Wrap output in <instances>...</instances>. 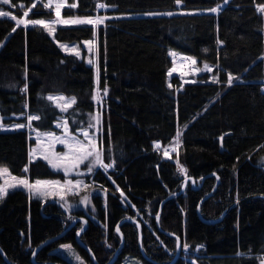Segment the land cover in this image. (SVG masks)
I'll list each match as a JSON object with an SVG mask.
<instances>
[{"label":"trees","instance_id":"1","mask_svg":"<svg viewBox=\"0 0 264 264\" xmlns=\"http://www.w3.org/2000/svg\"><path fill=\"white\" fill-rule=\"evenodd\" d=\"M11 2L28 8L36 0ZM68 3L77 6L64 10L65 17L94 16L98 3L114 8L110 14L124 16L108 20L97 32L98 86L105 105L101 143L105 160L114 161L115 169L96 172L94 180L104 192L93 193L91 205L71 214L56 200L31 199L22 190L9 193L0 204V264H68L55 249L69 243L94 264L78 238L99 264H108L121 244L117 227L124 244L112 264L125 257L142 264H260L264 14L258 6L264 0ZM180 4L188 12L138 16L174 12ZM217 5H222L217 13L200 12ZM40 10L31 14L32 19L54 16ZM95 33L92 25L60 26L53 39L40 26L25 28L0 17L4 122L32 113L41 117L31 122L33 127L55 131L61 112L47 97L56 93L76 97L69 123L94 113L95 69L64 53L57 42L80 43ZM229 73L235 78L231 85ZM179 127L185 128L176 162L175 153L166 159L165 151L154 148L153 142L168 146ZM29 144L26 130L0 131V164L32 180L61 178L46 162H29ZM190 176L196 186L188 181L184 192L177 194ZM77 217L87 225L78 221L63 233ZM184 245L189 256L184 255Z\"/></svg>","mask_w":264,"mask_h":264},{"label":"rangeland","instance_id":"2","mask_svg":"<svg viewBox=\"0 0 264 264\" xmlns=\"http://www.w3.org/2000/svg\"><path fill=\"white\" fill-rule=\"evenodd\" d=\"M47 3H48V0H36V2L33 5H31V6H29L27 8V7H24L25 5H23V4L20 5V7H19V6L14 5L11 2L10 5H0V9L5 10V11H11L12 14L17 17L18 20L27 19V20L52 21V20L56 19L55 7H54V4H53L52 8H46L44 5H46ZM71 5H73V4H69L68 0H65V6L61 9V17L64 18V19L84 18V17H78V16L65 17L63 15L64 10L65 11L66 10L67 11H71L73 9L76 10L75 9L76 7L72 9V7H70ZM221 6L222 5H220V8H221ZM42 7L44 9H46L45 11H47L49 13L50 12L53 13L54 16L49 18V19H45V18L32 19L31 14L34 13V12L42 13V10H40V8L42 9ZM113 10H115V9L111 8V7H107L106 9H99L98 7H96L95 15L94 16H90V17H93V18H95L96 16L109 17V19H107L104 24L93 26L94 29L96 30V33L94 34V37L92 39H89V40H93L95 45H96V47L92 50V52H89L87 45L84 43L85 41H88V40H83L80 43H63V42H57L56 41L57 44L59 45V47L62 49V51L64 53L73 54V55L77 56L80 60L85 61L86 64L93 66V68L95 69V72H96V86H97V88H96V95H95V97H96V109H95L94 113L87 114L84 121H82V122L81 121H75L74 122L75 124H72V123H69L68 116L69 115L70 116H74L75 115V114L70 112V110H72V108L74 107L75 104L71 108H69L67 111H62L59 108V110L61 112V115L58 117L57 121L55 122V127H56L55 131H40V130L36 129L35 127H33L32 123H31L30 126H28V121H27L26 117L28 115H35V114H32V113H28L26 115H16L15 116V120L13 122L9 123V124H6L4 122L3 117H1V115H0V124L3 125V127L0 128V131H15V130H26L27 131L28 139H29V143H30L29 144V152H28L29 162L30 163L31 162H35L37 160H42V161L46 162L48 164V166L53 171L60 172L62 174L61 178H42L41 180H59V181H61L63 183L67 179H72L73 181H75L76 179H80V180H82L84 182V185H87V188H85L83 185H81L80 188L78 190H76L75 194H69L66 197L67 203H65V200H61L58 195H55V196L54 195L38 196V195H35L33 193H30L29 190L24 188L23 186H17L14 189H9L8 190L7 194L2 199H0V204L7 197V195L9 193L17 191V190H22V191L26 192L31 199H39V200H42L43 202H46V201H49V200H56V201L60 202L63 205V207L71 214V213H74L75 211H77L79 208H84V207H86L88 205H91L92 197H93L92 194L93 193L98 194V193L102 192L103 189H100L101 187H99V185H97V183L95 182L94 175L96 174V172L98 170H103L106 174H108L111 170L115 169V164H114L113 168H109L107 170H105L103 168H100L99 166H96L93 169L92 173H88L87 168H86L87 162H85V164H82L80 166V168L77 170L80 173L79 175L77 174V172H71V173H69L66 176L62 169H53L51 167V165L48 163V161L44 159L45 152H44V150L40 149V147L38 145V142H37V136L39 135V137H40V144H43L46 147L47 146V136H46V134L51 132V133H54L56 136H63L65 134V129H64V127H61V126H58V125H63L64 122L67 121V132H68V134L74 135L80 140H85V137H84L83 133L85 131H87V132H89L90 136H93L95 138L97 146L99 148L103 149V145L101 143V138L103 136V112H104V109H105V105H104V100H103V97H102V91L99 89V86H98V75H99V50H98V44L99 43H98V34H97V32H98L99 27L105 25L108 20L114 19V18L124 17L122 15L110 14V12H112ZM209 10H205V11L203 10V11H200V12L201 13L202 12L214 13V12H211ZM186 11L187 10L184 9L183 5L180 4L178 6L177 10L174 11V12L165 11V12H162V13L161 12H154V13L156 15H162V14H166V13H169V12H171L173 14L174 13L176 14V13H185ZM25 12L28 13L27 16L24 15ZM197 12H199V11H197ZM215 13H217V12H215ZM263 14H264V12H263ZM148 15H149L148 13H144V14H140L138 16H148ZM134 16H137V15H134ZM7 18H10V17H7ZM15 23H16L17 26H24L25 28L32 27V26H40L41 28H43L54 39V34H55L56 31L54 33H49V31L46 28H44L42 25L17 24L16 21H15ZM60 26H73V25L56 24L55 25L56 30ZM61 45L67 46V49L64 48V47H61ZM73 49H75L76 51H79L80 54L76 55L75 51H72ZM89 60H92L93 63H89L88 62ZM263 60H264V55H263ZM234 80H235V78H234ZM263 82H264V80H263ZM180 89L181 88H179L178 91ZM49 95H51L53 97L63 96V97L69 98V99L71 97H73V96H69V95H65V94H61V93L49 94ZM53 103L56 105L57 102L53 101ZM97 115H99V117H100V123L98 125H96V121L94 119V117H96ZM23 119H26V120H23ZM17 123L25 124L26 126L24 128H22V129H16L14 127V125L17 124ZM90 123L93 124V125H96V127H89ZM184 128L185 127H179V130H178V132L180 134L179 135V144L178 145L176 144V139H177V134H176L174 140L168 146H166V147H169V146L173 147V150H174L173 153H175V155H176V157H175L176 162L179 161V159H177V158L179 157V154H180V151H181V141H182V134H183ZM53 150L55 152H57V153H63L64 151H66V148H65L64 145L57 143V144H55ZM103 152H104V149H103ZM30 153H31V155H30ZM104 155H105V152H104ZM165 158L167 159V158H170V157L166 156ZM104 162L105 163H109L108 161L105 160V156H104ZM0 166H4V165L0 164ZM5 167H7V166H5ZM181 169L185 170L183 165H179V163H178V170L184 176H186L187 175V171H181ZM11 176L19 177V178H27V179H29L30 182H34L36 180V179H34V180L30 179L28 174L24 175V176H17V175H14V174L11 173ZM5 179H10V177L0 178V184H3ZM84 196H88V201L87 202H82V199H83ZM69 205L71 207H69ZM82 222L84 223L85 226L87 225L85 223V221L82 220ZM66 245L70 246V248L63 247V246H66ZM107 247H110V244H108ZM118 248L119 247H117V249L114 248V253H113L112 259L115 256H116V258H117V256H119L120 251H118ZM55 253L60 254L67 261L68 264H81V262H82V264H90L88 261H86L80 255V253L77 250V248L71 243L60 245L58 248L55 249ZM184 255L185 256H189L190 255V251L188 250V248H186L184 250ZM76 256H79V258H80L79 261L76 259ZM116 258H115V260H116ZM118 264H142V262L137 260V259H135V258L125 257Z\"/></svg>","mask_w":264,"mask_h":264},{"label":"snow or ice","instance_id":"3","mask_svg":"<svg viewBox=\"0 0 264 264\" xmlns=\"http://www.w3.org/2000/svg\"><path fill=\"white\" fill-rule=\"evenodd\" d=\"M177 4L180 3V0H176ZM228 0H224V3H227ZM11 0H0V5H10ZM54 4L55 7V15L56 19L52 21H44V20H18L16 16L12 14L11 11H5L0 9V17H10L12 20L16 21L17 24H24V25H42L44 28H46L49 33H54L56 31L55 25L56 24H62V25H102L105 23L109 17L106 16H96L95 18L87 16L84 18H69L64 19L61 17V9L65 6V0H48V3L44 5L46 8H52ZM70 7L75 8L76 5L73 4ZM97 7L99 9H106L108 7L105 3H99L97 4ZM220 10V5H217V7L210 9L211 12H218ZM258 10L260 12H264V5L258 6ZM149 15H156L155 13H148ZM167 15H172L173 13L169 12L166 13ZM25 16L28 15L27 12L24 13ZM16 29L13 28L12 31H15ZM89 52H92V50L96 47L93 40H88L84 42ZM61 47H64L67 49V46L61 45ZM72 51H75L76 55H79V51H76L73 49ZM171 55H174L173 53H170ZM191 59V58H189ZM89 63H93L92 60L88 61ZM193 64L196 63L194 59L191 60ZM205 68L208 71H212L211 68H209L207 65H205ZM170 70V71H174ZM234 77L231 73L228 74L227 83L231 85L233 83ZM214 82H218L215 81ZM171 86V85H169ZM27 89V85H25V90ZM108 89L105 87L103 89L104 94H107ZM96 97H94L95 99ZM49 101H56V107L60 108L62 111H67L69 108H71L74 104H76V97L66 98L63 96L53 97L49 95L47 97ZM41 117L39 115H28L26 117L28 121V126L31 125V122L34 120H39ZM96 121V125L100 123V117L97 115L94 117ZM96 125L89 124V127H96ZM26 125L17 123L14 125L16 129H22ZM61 127H64L65 134L63 136H56L54 133H47V146L45 147L43 144H40V137L37 136V142L40 147V149L44 150L45 155L44 159L48 161V163L51 165L53 169H62L67 176L71 172H77L79 175L80 173L77 171L82 164H86V168L88 173H92L93 169L96 166H99L100 168H103L105 170L109 168L114 167V161L112 163H105L104 162V152L102 148H99L97 146L96 140L93 136H90L89 132L85 131L83 133L85 140H80L76 136L68 134L67 132V121L64 122L63 125H58ZM3 125L0 124V128H2ZM179 132L177 133V139L176 144H179ZM62 144L65 146L66 151L63 153H57L55 152L54 146L55 144ZM31 155V153H30ZM25 172H27V168L24 169ZM181 171H186L184 169H181ZM3 177H10V179H5L3 184H0V199H2L8 192L9 189H14L17 186H23L24 188L28 189L30 193H33L38 196H48V195H58L61 200L66 201V197L69 194H75L76 190L80 188L81 185H83L85 188H87V185H84V182L80 179H76L73 181L72 179H67L63 183L59 180H41L36 179L34 182H30L27 178H19L11 176V173L9 169L5 166H0V178ZM123 196V193H121ZM88 196H84L82 199V202H87ZM69 207H71L69 205ZM157 220H159V216L157 215ZM117 232H119V227H117ZM65 248H70V246H63ZM185 248L188 247V245H184ZM34 255V254H33ZM238 255H243V253H238ZM76 259L79 261V256H76ZM82 264V262H81ZM260 264H264V259L261 260Z\"/></svg>","mask_w":264,"mask_h":264},{"label":"water","instance_id":"4","mask_svg":"<svg viewBox=\"0 0 264 264\" xmlns=\"http://www.w3.org/2000/svg\"><path fill=\"white\" fill-rule=\"evenodd\" d=\"M188 181H191V183H192V185L193 186H196V181L194 180V178L193 177H187L185 180H184V184H183V187H182V189H181V191L180 192H178L177 194H181V193H183L184 192V190L186 189V187H187V183H188ZM216 187H217V185H216ZM172 196H174V195H171L170 197H172ZM210 196V195H209ZM208 196V197H209ZM198 213H199V215H200V211L198 210ZM78 221V219H75L74 221H73V223L63 232V233H65V232H67L71 227H73V225L76 223ZM83 229H81L80 231H79V235H81L82 233H83ZM119 234H120V236H121V244H120V246H119V248H118V251H120V249H121V247L123 246V244H124V236H123V234L119 231ZM62 235V234H61ZM59 238V237H58ZM78 242H79V244L84 248V249H86L89 253H90V255H91V258L93 259V261H94V263L95 264H99V262L97 261V259L95 258V256H94V254L90 251V249L86 246V245H84L81 241H80V239L78 238ZM44 245V244H43ZM42 247V245L37 249V250H39L40 248ZM181 248H182V242L180 241L179 242V244H178V252H177V256L180 254V251H181ZM115 258H116V256L108 263V264H112L114 261H115ZM55 264H57V263H55Z\"/></svg>","mask_w":264,"mask_h":264},{"label":"built area","instance_id":"5","mask_svg":"<svg viewBox=\"0 0 264 264\" xmlns=\"http://www.w3.org/2000/svg\"><path fill=\"white\" fill-rule=\"evenodd\" d=\"M154 147L159 150H164L166 154H173L174 150L172 146L166 147L161 140H155L153 143Z\"/></svg>","mask_w":264,"mask_h":264},{"label":"flooded vegetation","instance_id":"6","mask_svg":"<svg viewBox=\"0 0 264 264\" xmlns=\"http://www.w3.org/2000/svg\"><path fill=\"white\" fill-rule=\"evenodd\" d=\"M75 219H78V221H82V219L79 218V217H77V218H75ZM75 219H74V220H75ZM74 220H73V221H74ZM73 221H72V223H73ZM78 221H77V222H78ZM83 221H84V220H83ZM77 222H76V223H77ZM72 223H71V224H72ZM76 223H75V224H76ZM71 224H70V225H71ZM75 224H74V225H75ZM70 225H69V226H70ZM74 225H73V226H74ZM82 229H84V228H82ZM94 264H95V263H94Z\"/></svg>","mask_w":264,"mask_h":264}]
</instances>
